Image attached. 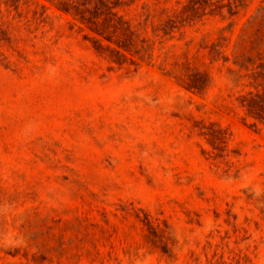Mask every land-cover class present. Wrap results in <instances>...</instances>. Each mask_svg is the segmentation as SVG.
<instances>
[{
    "label": "rangeland",
    "instance_id": "obj_1",
    "mask_svg": "<svg viewBox=\"0 0 264 264\" xmlns=\"http://www.w3.org/2000/svg\"><path fill=\"white\" fill-rule=\"evenodd\" d=\"M118 2L133 19L190 3ZM209 2L164 36L209 70L200 94L47 0H0V264H264V124L201 47L222 34L230 53L264 0ZM136 212L167 222L172 255Z\"/></svg>",
    "mask_w": 264,
    "mask_h": 264
},
{
    "label": "trees",
    "instance_id": "obj_2",
    "mask_svg": "<svg viewBox=\"0 0 264 264\" xmlns=\"http://www.w3.org/2000/svg\"><path fill=\"white\" fill-rule=\"evenodd\" d=\"M47 1L61 11L74 14L96 33L114 40L125 51L141 59L157 61L156 68L181 87L200 94H204L210 87L212 77L203 62H198L195 57L193 58L195 61H192L188 56V48L177 52L175 44L166 46L164 42V36L171 33L174 28H180L179 25L189 20L200 19L204 14L201 12L203 7L212 5L209 0H189V4H184L180 10L173 12L162 8L158 18H155V9L149 6L142 7L144 10L134 19L124 18L119 14L117 7L121 6V2L108 6L105 3L108 0H98V3H95V0H85L81 3L76 0ZM241 1L236 0L232 7L237 10L242 6L239 3ZM91 3L95 5L87 6ZM101 7L104 10H100ZM164 13L165 19L162 18ZM2 25L3 23H0V35L8 31ZM226 42L227 38L220 34L216 40L201 47L207 49L209 64L221 61L224 65V78L229 88L237 93L236 100L245 110L246 116L254 119V123L264 124V5L259 6L243 24L228 54ZM99 47L102 48L100 45ZM107 49L109 48L99 51V54L112 60V56L106 52ZM124 59L134 64L131 58ZM207 134L210 136L209 144L214 149L224 146L228 138V133L219 127L208 131ZM135 215L145 226L146 232L143 237L145 244L160 248L168 256L172 255L173 238L167 222H154L145 212L143 218H140L137 212Z\"/></svg>",
    "mask_w": 264,
    "mask_h": 264
}]
</instances>
